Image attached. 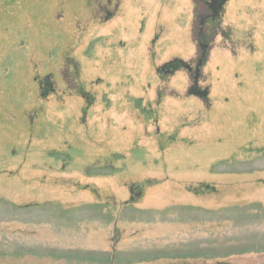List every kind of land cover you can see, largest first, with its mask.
I'll return each mask as SVG.
<instances>
[{
    "label": "rangeland",
    "instance_id": "rangeland-1",
    "mask_svg": "<svg viewBox=\"0 0 264 264\" xmlns=\"http://www.w3.org/2000/svg\"><path fill=\"white\" fill-rule=\"evenodd\" d=\"M197 16L0 0V264H264V0L225 5L204 101L162 69Z\"/></svg>",
    "mask_w": 264,
    "mask_h": 264
},
{
    "label": "flooded vegetation",
    "instance_id": "flooded-vegetation-1",
    "mask_svg": "<svg viewBox=\"0 0 264 264\" xmlns=\"http://www.w3.org/2000/svg\"><path fill=\"white\" fill-rule=\"evenodd\" d=\"M211 2L212 0H194V4L196 6V10L198 13L195 23L198 24L200 30L199 33L197 34L198 35L197 37L201 46H206L207 42L210 39V37L208 36L212 35L217 28L221 27L220 17L219 16L214 17L213 12L209 8ZM199 60L201 59L199 58ZM191 68L194 67L191 65ZM190 74L195 77L196 69L195 68L191 69ZM200 77H202V72ZM44 84L46 87L50 85V87L52 88V81L50 78H47Z\"/></svg>",
    "mask_w": 264,
    "mask_h": 264
},
{
    "label": "water",
    "instance_id": "water-1",
    "mask_svg": "<svg viewBox=\"0 0 264 264\" xmlns=\"http://www.w3.org/2000/svg\"><path fill=\"white\" fill-rule=\"evenodd\" d=\"M228 1L229 0H212L211 4L209 5V8L213 12L214 17H218L221 14V12L223 11V9H224V7ZM111 16L112 15H109V17L107 19L111 18ZM201 64L202 63H199V65L197 66V71H196L197 75L195 78V86L191 87L188 94L196 96V97H198L204 101V100H207L209 92L207 90L201 91V90H197L195 88L197 86L198 81H199V77H200L199 71H200ZM183 67L187 70H190V67L188 64H186L183 61H179V60L165 65L162 69H169V71L172 70L171 74H174L175 71H177L178 69H181ZM48 87L43 89V96L44 97H48L50 92L52 91V88L50 87V85Z\"/></svg>",
    "mask_w": 264,
    "mask_h": 264
},
{
    "label": "trees",
    "instance_id": "trees-1",
    "mask_svg": "<svg viewBox=\"0 0 264 264\" xmlns=\"http://www.w3.org/2000/svg\"><path fill=\"white\" fill-rule=\"evenodd\" d=\"M219 28H217L215 31H214V33L218 30Z\"/></svg>",
    "mask_w": 264,
    "mask_h": 264
}]
</instances>
